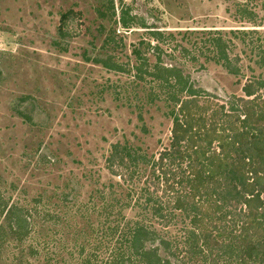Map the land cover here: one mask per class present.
I'll return each mask as SVG.
<instances>
[{"label":"rangeland","instance_id":"rangeland-1","mask_svg":"<svg viewBox=\"0 0 264 264\" xmlns=\"http://www.w3.org/2000/svg\"><path fill=\"white\" fill-rule=\"evenodd\" d=\"M244 7L259 15L257 25L239 13ZM236 31H258L252 39L264 43V0H0V226L12 209L18 217L30 212L36 232L27 241L9 239L0 264H85L88 257L107 264L125 249L126 228L143 218L177 247L170 261L191 264L185 241L196 211L176 212L169 229H159L143 207L162 192L151 203L139 197L144 188L154 192L159 156L172 141L178 105L170 97L177 90L167 69L180 71L202 103L209 99L235 114L246 81H264L252 46ZM213 37L241 57L234 61L240 73L214 59L207 42ZM116 145L140 158L125 181L107 170ZM185 166L167 169L181 177ZM222 207L209 215L199 210L217 238L214 248L191 240L202 247L203 262L196 264H245L241 246L232 245L246 237L239 229L246 209ZM262 236L264 223L247 237L258 247L250 264H264ZM47 243V252L28 254L30 245L42 251ZM154 246L165 255L160 240Z\"/></svg>","mask_w":264,"mask_h":264},{"label":"trees","instance_id":"trees-1","mask_svg":"<svg viewBox=\"0 0 264 264\" xmlns=\"http://www.w3.org/2000/svg\"><path fill=\"white\" fill-rule=\"evenodd\" d=\"M239 13L244 15L243 18L257 25L259 15L252 9L248 10L244 7ZM69 14L71 12L62 16V23L69 19ZM257 32L236 31V37L241 36V42L247 43V45L243 44L246 47L252 46L251 58L257 56L256 65L264 69V43L261 44L262 38L252 39L258 34ZM207 42L210 43L217 62H223L224 67L232 75L240 73L234 61L240 62L241 57L230 56L232 46L227 41L222 37H213ZM134 54L137 56L139 52L135 50ZM166 71L174 81V84L169 83V86L177 90L170 98L172 103L178 105V110L172 111L174 120L170 148L160 154L157 162L160 175L155 177L152 185L154 192L150 193L148 188H144L139 197L140 200L144 199L147 203H151L156 192H162L163 197L158 198V202L150 209L143 207V210L147 211L146 217H151L150 222L159 219V225L162 226L159 229L168 230V224L178 217L174 215L176 212L187 213L189 209L196 211V217L192 222L194 231L189 232V238L187 237L185 241L189 243V261L191 264H196L203 262L202 247L198 246L195 249L191 240L196 244L203 238L207 247L214 243V238H217L207 231L208 221L205 219L208 216L200 214L197 217L201 208H205V214L209 215L211 209L222 212V206L236 209L242 205L246 209L247 223L238 228L246 237H236L237 241L232 246L235 244L241 246L239 249L240 254H243L241 257L243 260L246 259L245 264H250L255 260L258 247L252 245L251 241L247 242V237L252 229L261 228V224L264 223V212L260 214L264 210V81L256 79L246 81L242 89L245 97L240 98L241 113L235 114L226 112L225 105L210 102L206 99L208 97H205L206 100L202 103L201 99L204 97L195 94L189 80L180 71L173 69ZM181 93H188L191 98L183 101L180 98ZM137 155L133 154L131 147L123 149L120 145L114 146L107 159L108 172L114 178L125 181V175L134 171L139 165L140 158ZM184 164H187L184 170L188 172L187 174L183 172L181 177L178 173L176 176L167 169L169 165L179 169ZM123 170L125 172L121 174ZM221 201L223 202L220 203ZM221 216H224L225 221L227 220L224 213ZM48 218L45 217L42 221L46 222ZM143 220L144 218L132 228H126L128 231L122 236V245L125 249L120 255H113V261L107 264H175L170 259L177 256V247L175 249L166 239L159 238L154 224L147 225ZM214 220L211 217L209 221ZM4 221L5 226H0V254L7 250L9 239L22 242L26 239L30 240L29 238L36 234L35 221L30 212L25 217H18L10 209ZM190 234L194 237L190 238ZM262 239L264 240V236ZM157 240H160L164 248V256L159 247L154 246ZM2 244L6 248H3ZM44 245L42 251L30 245L28 254L35 257L47 252L48 243ZM54 262L58 264V260ZM85 264H91L89 257L85 260Z\"/></svg>","mask_w":264,"mask_h":264}]
</instances>
